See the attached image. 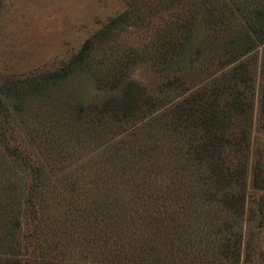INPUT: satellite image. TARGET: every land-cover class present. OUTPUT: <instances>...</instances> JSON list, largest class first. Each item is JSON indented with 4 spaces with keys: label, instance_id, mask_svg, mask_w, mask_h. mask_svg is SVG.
<instances>
[{
    "label": "rangeland",
    "instance_id": "rangeland-1",
    "mask_svg": "<svg viewBox=\"0 0 264 264\" xmlns=\"http://www.w3.org/2000/svg\"><path fill=\"white\" fill-rule=\"evenodd\" d=\"M239 1L0 0V259L14 244L20 264H231L237 232L235 264H264V183L252 179L264 180V44L241 60L251 80L237 86L251 105L235 123L248 160L239 221L218 199L183 189L173 205L159 194L169 163L184 158L154 141L161 130L148 116L121 124L99 114L130 82L168 103L181 95L165 94L174 73L189 91L230 86L220 38L248 32ZM213 13L226 32L213 30Z\"/></svg>",
    "mask_w": 264,
    "mask_h": 264
},
{
    "label": "trees",
    "instance_id": "trees-1",
    "mask_svg": "<svg viewBox=\"0 0 264 264\" xmlns=\"http://www.w3.org/2000/svg\"><path fill=\"white\" fill-rule=\"evenodd\" d=\"M239 2L243 3L237 10L249 17L248 32H228L226 36L220 38L224 41V45L222 43V46L220 45L223 64H230L228 72L224 74L229 78L230 86L221 85L215 80L211 81V87L189 91L185 89L186 77L174 73L170 79L163 82L165 94L181 92L180 97L174 102L168 103L167 99H154L146 96L143 89L134 87L130 82L122 87L118 98H112L103 103L102 109L99 110L100 119L112 117L121 124L134 123L132 121H136L139 117L148 116L147 125L155 122L161 130V135L158 134L154 141L163 137L166 153L169 152L170 156L175 155L176 157L181 153V158H184L182 163L177 164L178 161L174 165L169 163L172 165L169 170L171 176L166 182L165 189H160L163 192L159 193L161 196L170 197L173 205L176 204L183 189L189 196L195 194L197 197L208 196L209 200L218 199L232 214V219L236 221L241 220L245 214V176L248 160L244 153L246 131L240 126H235V123L237 118H243L242 121L245 122L247 120L246 109L251 107L250 102L245 100L247 97L244 96L243 91L237 89L238 84H249L251 80L245 62L241 60L254 52L258 44H264V0H240ZM208 22L216 33L227 31L224 27L227 23L224 24V17L220 13H213ZM88 43L90 41L85 43L81 51L69 63L68 68L84 61ZM167 44L177 48L180 42L178 40L176 43L168 42ZM226 92L227 94L222 96ZM220 98L225 99L219 101ZM1 106L0 102V109ZM150 110H154V113L146 115ZM144 122L142 119L128 135L135 136L137 129L143 127ZM104 152L98 155H103ZM233 154L237 157L233 158ZM187 164L190 168L186 167ZM186 172H189L187 180L189 184L184 181L187 178ZM252 179L255 189L261 190L264 180L255 174ZM173 211L172 209L169 213L173 214ZM169 213L165 212L171 217ZM223 226L229 229L233 225L225 222ZM231 237L233 238L229 247L232 251L229 257H231L230 263L235 264L239 257L237 232L231 233ZM228 240H225L224 249H228L226 248ZM17 246L11 244L6 254L7 258L0 259V264H20L19 258L22 255H19ZM155 261L157 262V259L143 264H154ZM124 264H134V261L128 258ZM189 264H194V262H189Z\"/></svg>",
    "mask_w": 264,
    "mask_h": 264
}]
</instances>
